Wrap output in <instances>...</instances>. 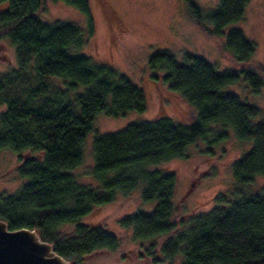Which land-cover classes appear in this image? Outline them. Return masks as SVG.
<instances>
[{
  "label": "trees",
  "instance_id": "16d2710c",
  "mask_svg": "<svg viewBox=\"0 0 264 264\" xmlns=\"http://www.w3.org/2000/svg\"><path fill=\"white\" fill-rule=\"evenodd\" d=\"M44 1L0 0V41L9 39L16 56L15 69L0 75V105H6L0 115V152L19 155L18 173L27 179L16 194H0V220L10 230H35L70 264H85L86 257L114 251L120 242L106 228L83 219L112 203L117 192L143 185L142 200L155 202L152 211L119 221L132 230L134 240L149 242L138 256L142 264H164L178 255L181 264H264V188L248 196L237 190L233 201L219 199L226 207L178 224L172 202L177 176L154 168L185 158L197 139L216 143L232 129L236 139L252 143L232 166L236 182L246 185L264 176V120L253 124L258 108L224 91L243 79L258 92L264 86L261 76L251 68L219 72L190 53L183 63L167 50L153 53L148 65L154 77L196 108V121L182 125L159 115L96 136L92 174L99 186L81 184L70 171L83 161L82 145L95 116L145 112L146 96L111 67L71 51L80 50L93 31L88 0H62L87 17V34L75 24L42 21L38 14ZM249 1L219 0L206 12L190 2L194 20L210 23L214 36H224V47L237 63L250 61L257 50L242 30L231 28L244 19ZM58 79L64 88L54 83ZM81 86L84 91L77 93ZM213 124L221 126L214 134ZM157 238H162L158 246L164 261L154 254Z\"/></svg>",
  "mask_w": 264,
  "mask_h": 264
},
{
  "label": "rangeland",
  "instance_id": "374dc122",
  "mask_svg": "<svg viewBox=\"0 0 264 264\" xmlns=\"http://www.w3.org/2000/svg\"><path fill=\"white\" fill-rule=\"evenodd\" d=\"M190 2L206 12L215 9L219 0H88L93 31L80 50L75 54L85 55L94 63L103 64L125 76L132 84L144 91L147 101L145 112H129L119 118L109 117L103 112L93 120V130L88 133L82 145L83 161L70 171L76 180L84 185L99 186L93 177V140L98 135L118 131L128 124L140 123L165 115L174 122L189 125L196 121L197 110L181 94L171 91L162 78H156L149 69V57L161 50L171 52L179 62L190 53L204 58L219 72L254 69L264 81V0H250L244 19L231 28L242 30L247 39L255 42L257 50L250 61L237 63L233 55L225 49V37L214 36L212 25L194 20ZM46 23L64 22L75 24L88 33L87 17L62 0H45L43 10L38 14ZM16 67L15 46L9 39L0 41V75ZM64 88V80H53ZM82 87V86H81ZM85 88H79L82 93ZM225 92L237 95L243 102L256 106L259 114L251 119L253 124L264 120V86L254 92L243 79L227 86ZM76 93L72 94L74 97ZM6 105H0V115ZM221 129L213 124V134ZM252 147L251 142L236 139L232 129L228 137L208 144L197 139L186 149L185 158L171 159L155 165L167 172H175L177 185L172 202L175 204V220L178 224L201 213H208L219 207L224 208L220 198L231 202L235 192L242 195L263 193L264 176H256L246 185H240L233 176L232 166ZM19 155L10 150L0 152V194L14 195L27 179L21 177L18 168ZM143 185L136 190L117 192L115 200L95 209L83 221L89 225L106 228L119 239V247L114 250H99L85 258V264H142L139 253L149 242L133 239L132 230L123 228L119 221L134 212H150L155 202H144L141 197ZM69 231L71 227H66ZM158 246L162 238L154 240ZM155 257L164 261L159 246ZM142 260V261H141ZM182 256L165 260L164 264H181Z\"/></svg>",
  "mask_w": 264,
  "mask_h": 264
},
{
  "label": "water",
  "instance_id": "95a60500",
  "mask_svg": "<svg viewBox=\"0 0 264 264\" xmlns=\"http://www.w3.org/2000/svg\"><path fill=\"white\" fill-rule=\"evenodd\" d=\"M0 264H70L35 230H10L0 220Z\"/></svg>",
  "mask_w": 264,
  "mask_h": 264
}]
</instances>
